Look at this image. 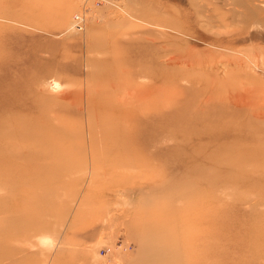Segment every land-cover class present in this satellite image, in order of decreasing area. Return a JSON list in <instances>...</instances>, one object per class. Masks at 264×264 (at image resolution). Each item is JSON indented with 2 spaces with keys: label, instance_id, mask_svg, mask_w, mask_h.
Returning <instances> with one entry per match:
<instances>
[{
  "label": "rangeland",
  "instance_id": "obj_1",
  "mask_svg": "<svg viewBox=\"0 0 264 264\" xmlns=\"http://www.w3.org/2000/svg\"><path fill=\"white\" fill-rule=\"evenodd\" d=\"M81 7L0 0V91L85 141L107 100L128 155L0 157V264H264V0H114L78 31Z\"/></svg>",
  "mask_w": 264,
  "mask_h": 264
},
{
  "label": "bare ground",
  "instance_id": "obj_2",
  "mask_svg": "<svg viewBox=\"0 0 264 264\" xmlns=\"http://www.w3.org/2000/svg\"><path fill=\"white\" fill-rule=\"evenodd\" d=\"M72 28L80 31L74 21H72ZM24 47L26 46L22 45L23 49ZM7 51L9 50L5 47H0V56L6 54ZM32 60L30 59L31 62ZM2 66L0 63V67ZM31 77L28 76V78ZM52 85L56 91L61 88L57 82ZM27 92L30 91L27 90ZM36 102L28 99L23 90L14 89L8 93L0 91V149L4 148L9 152L7 157L0 156L2 159L40 161L48 164L69 163L80 159L85 149L89 150L88 157L91 161L96 162L121 161L128 155L130 139L125 114L122 110L116 111L107 100L97 104L91 102L87 105V131L90 140L86 141L83 128H78V132L74 134L70 121L62 112L57 110L43 113L40 110L42 102ZM97 134H100V142L95 140ZM79 143H82V147L78 146ZM99 148L103 153H98ZM75 150L79 152L77 155ZM43 241L44 245L51 242L48 239ZM259 255L264 256V253H259Z\"/></svg>",
  "mask_w": 264,
  "mask_h": 264
},
{
  "label": "built area",
  "instance_id": "obj_3",
  "mask_svg": "<svg viewBox=\"0 0 264 264\" xmlns=\"http://www.w3.org/2000/svg\"><path fill=\"white\" fill-rule=\"evenodd\" d=\"M112 2H114V0H82L81 10L74 15L73 21L75 22L79 30H81L83 28V25L85 26L88 19L86 13V8L88 5H90L91 7H96V5L102 6L107 5L109 3L110 5H112ZM110 251V249H104L103 253L108 254Z\"/></svg>",
  "mask_w": 264,
  "mask_h": 264
}]
</instances>
